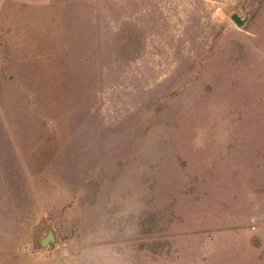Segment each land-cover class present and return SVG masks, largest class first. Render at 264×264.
I'll return each mask as SVG.
<instances>
[{
    "label": "rangeland",
    "instance_id": "374dc122",
    "mask_svg": "<svg viewBox=\"0 0 264 264\" xmlns=\"http://www.w3.org/2000/svg\"><path fill=\"white\" fill-rule=\"evenodd\" d=\"M0 264H264V0H0Z\"/></svg>",
    "mask_w": 264,
    "mask_h": 264
},
{
    "label": "water",
    "instance_id": "95a60500",
    "mask_svg": "<svg viewBox=\"0 0 264 264\" xmlns=\"http://www.w3.org/2000/svg\"><path fill=\"white\" fill-rule=\"evenodd\" d=\"M229 19L235 24V26L240 27L243 25V19L240 18L236 13H231ZM52 239V233L48 232L44 237L40 239V244L45 245L48 241Z\"/></svg>",
    "mask_w": 264,
    "mask_h": 264
}]
</instances>
